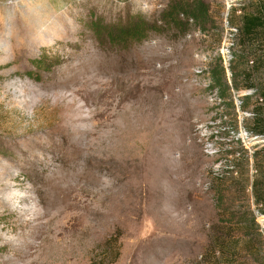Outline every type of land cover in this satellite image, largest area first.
<instances>
[{
    "label": "rangeland",
    "instance_id": "374dc122",
    "mask_svg": "<svg viewBox=\"0 0 264 264\" xmlns=\"http://www.w3.org/2000/svg\"><path fill=\"white\" fill-rule=\"evenodd\" d=\"M240 2L0 0V264H264Z\"/></svg>",
    "mask_w": 264,
    "mask_h": 264
},
{
    "label": "trees",
    "instance_id": "16d2710c",
    "mask_svg": "<svg viewBox=\"0 0 264 264\" xmlns=\"http://www.w3.org/2000/svg\"><path fill=\"white\" fill-rule=\"evenodd\" d=\"M228 13L236 32L233 64L241 65L239 74L236 68L233 72L240 76L242 89L255 91L253 97H243L245 108L251 110L245 120L246 131L264 137V0H244ZM252 159V199L258 213L264 215V145L254 150Z\"/></svg>",
    "mask_w": 264,
    "mask_h": 264
},
{
    "label": "bare ground",
    "instance_id": "6f19581e",
    "mask_svg": "<svg viewBox=\"0 0 264 264\" xmlns=\"http://www.w3.org/2000/svg\"><path fill=\"white\" fill-rule=\"evenodd\" d=\"M137 131V130H136ZM164 154L166 155V152L164 151ZM168 155L171 156V150H168ZM126 158V157H125ZM125 161V160H124ZM127 161V160H126ZM125 161V162H126ZM127 163V162H126ZM126 184V183H125ZM129 192V191H128Z\"/></svg>",
    "mask_w": 264,
    "mask_h": 264
}]
</instances>
